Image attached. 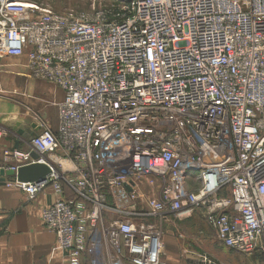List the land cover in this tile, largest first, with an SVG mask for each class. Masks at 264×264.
<instances>
[{"label":"built area","instance_id":"obj_1","mask_svg":"<svg viewBox=\"0 0 264 264\" xmlns=\"http://www.w3.org/2000/svg\"><path fill=\"white\" fill-rule=\"evenodd\" d=\"M20 1L0 0V58L25 55L64 97L57 131L3 150L6 170L50 173L0 189L55 191L41 219L69 264H166L163 222L196 208L264 264V0Z\"/></svg>","mask_w":264,"mask_h":264},{"label":"crops","instance_id":"obj_2","mask_svg":"<svg viewBox=\"0 0 264 264\" xmlns=\"http://www.w3.org/2000/svg\"><path fill=\"white\" fill-rule=\"evenodd\" d=\"M63 97L64 92L58 85L31 75L25 55L0 58V125L15 133L0 137V168L5 164L4 149L27 148L25 138L18 131L36 135L45 125L58 130V104ZM9 177L6 175L5 180ZM56 198L51 187L34 200H28L17 187H1L0 264H69L54 233L46 229L41 219L43 208ZM176 220L184 227L181 233L192 238L194 245L181 248L174 244V238H163L166 264H202L203 256L208 257L210 264H258L263 260L259 253L246 256L222 245L207 222L203 208L170 214L163 224H176ZM167 233L171 235L173 231L167 230Z\"/></svg>","mask_w":264,"mask_h":264},{"label":"rangeland","instance_id":"obj_3","mask_svg":"<svg viewBox=\"0 0 264 264\" xmlns=\"http://www.w3.org/2000/svg\"><path fill=\"white\" fill-rule=\"evenodd\" d=\"M25 3L27 2H34L42 6H47L50 9H52L55 12L58 13H67L70 11H73L74 13L76 12H84V13H93L94 11L98 10L100 7H102L105 4H109L111 2L110 0H25ZM175 220V219H173ZM179 221L176 220L175 223H170V224H163V233L164 236L163 238L171 237L174 238L172 241L174 244L181 245L182 247H191L194 245L192 238L188 237L187 235H183L181 233V230L184 229L183 226H180ZM184 223V222H183ZM179 228V230H176V228ZM212 229V228H211ZM167 230H172L173 234L169 235L167 233ZM213 230V229H212ZM162 238L163 241V250L164 248V239ZM163 253V252H162ZM162 258L165 261V258L162 254ZM258 260V259H257ZM261 259L259 258V261ZM166 262V261H165ZM197 263V262H196Z\"/></svg>","mask_w":264,"mask_h":264},{"label":"water","instance_id":"obj_4","mask_svg":"<svg viewBox=\"0 0 264 264\" xmlns=\"http://www.w3.org/2000/svg\"><path fill=\"white\" fill-rule=\"evenodd\" d=\"M18 133L27 140H30L34 135L18 131ZM33 158H37L36 153H32ZM50 173V167L45 163H33L26 166H21L14 173L13 171L0 168V184H4L5 176H15L18 181L28 182L36 181L44 178Z\"/></svg>","mask_w":264,"mask_h":264},{"label":"trees","instance_id":"obj_5","mask_svg":"<svg viewBox=\"0 0 264 264\" xmlns=\"http://www.w3.org/2000/svg\"><path fill=\"white\" fill-rule=\"evenodd\" d=\"M13 178L12 176L9 177V179Z\"/></svg>","mask_w":264,"mask_h":264},{"label":"bare ground","instance_id":"obj_6","mask_svg":"<svg viewBox=\"0 0 264 264\" xmlns=\"http://www.w3.org/2000/svg\"><path fill=\"white\" fill-rule=\"evenodd\" d=\"M25 1V0H24ZM24 1H20V2H24ZM25 3V2H24ZM27 3V2H26Z\"/></svg>","mask_w":264,"mask_h":264}]
</instances>
